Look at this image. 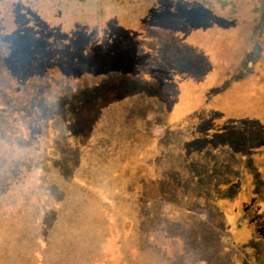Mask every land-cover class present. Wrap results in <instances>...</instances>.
Masks as SVG:
<instances>
[{
	"label": "trees",
	"instance_id": "16d2710c",
	"mask_svg": "<svg viewBox=\"0 0 264 264\" xmlns=\"http://www.w3.org/2000/svg\"><path fill=\"white\" fill-rule=\"evenodd\" d=\"M80 1H83L82 12L92 17L91 24L100 35H94L92 32L95 30L90 27L81 31L87 43L70 49L72 57L67 68L72 73L78 69L80 78L84 72L97 73L91 80V83L97 84V94L94 91L91 94L94 97L97 95L99 102L108 100L109 103L99 105L92 99H81L79 124L82 122L90 130L88 141L83 142L81 147L77 145L79 166L69 176L55 168L50 171L62 178L58 188L62 194L69 195L73 183L79 189L78 197L80 189L84 190L75 204L74 211L78 213L71 215L72 218L78 221L83 212L80 208L99 202L102 206L96 213L92 211V215L98 214L100 220L102 217L107 223L103 231L100 225L96 227L91 213L86 211L88 218L82 220L83 226L78 224L75 229H64L62 221L69 217L70 208L65 207L67 199H57L59 203H55L54 210L58 226L49 228V234L60 230L67 241H60L61 252L54 253L50 238L39 237V251L32 252L38 257V263L51 264L52 258L63 254L66 247L67 250L76 249L70 254H77V260L85 256L88 248H92L98 257L90 264H264V56L260 57L261 42L253 35L241 40L238 37L242 36L241 32L228 40L226 34H220L219 28L210 25L187 36H182L187 32L180 29L176 36L179 40L164 45L156 38L161 28L146 23L144 13L149 0ZM154 6L151 4L149 10ZM130 21L137 27H127ZM175 24L166 25V31H175ZM149 29L152 35H156L150 40L144 34ZM93 35L95 40H91ZM107 35L127 36L114 45L110 44L106 55L100 45ZM252 51H255L259 62L257 70L247 64ZM162 54L168 55L166 61L162 59ZM97 70L105 71L95 72ZM108 73L111 75L104 77ZM138 97L148 104L132 108L135 113L142 109L150 110L156 102L161 105L158 116L166 110L173 112L172 124L188 131L184 143L180 144L186 143L189 150L187 152L186 144L179 149L182 150L180 156L184 158L186 154L188 164L184 165V160L172 170L177 175L173 183L179 193L172 199L164 200L171 206L166 215L180 226L176 237L178 244H174L171 251L165 246L160 247L161 243L157 245L151 241L157 248L149 252L151 249L146 243H150L154 232L142 230L144 217L132 210L122 212L117 202L128 203L132 202L127 201L130 197L142 196L146 206L151 207L160 195L155 193L154 185H150H159V181L162 183L164 179L169 181L173 177L161 169L164 166L160 165L162 161H158V168L147 164L144 178L142 173L134 172V157L129 159L128 156L132 166L128 175L120 169L116 171V161L110 163L107 159L117 158L115 153L119 143L131 139L128 134L133 140L139 133L135 130H125L126 133L111 131L106 126L102 128L103 122L98 120L114 109L124 116L121 125L127 126L125 121L130 114L123 113L120 108L127 105L130 109L129 102ZM40 118L30 123L27 130L34 138H42L36 145L40 148L39 153L43 146L48 145L47 152L51 155L50 150L56 145L52 130L58 117L49 122ZM148 118L144 120L148 121ZM60 122L63 127L60 130L65 134V130L69 129L68 121L61 116ZM71 149L72 144L61 146L58 155L52 156L62 157L63 166H69ZM147 154L149 152L142 156ZM86 156L90 157L88 164L94 171L84 176L77 168L86 165ZM81 158L83 163H80ZM145 159L149 160L148 157ZM121 175H126L123 186L117 185L116 177ZM2 176L0 174V180ZM2 185L0 181V188ZM123 187L131 190L126 193L128 198L120 201L111 195L112 190ZM135 189H142L141 196ZM48 219L47 215L42 216L45 222ZM18 227L15 226L14 230ZM69 232H74L75 236L71 242ZM91 233L94 234V243L88 241ZM22 234L19 232L18 236Z\"/></svg>",
	"mask_w": 264,
	"mask_h": 264
},
{
	"label": "rangeland",
	"instance_id": "374dc122",
	"mask_svg": "<svg viewBox=\"0 0 264 264\" xmlns=\"http://www.w3.org/2000/svg\"><path fill=\"white\" fill-rule=\"evenodd\" d=\"M146 3V12L144 13L147 18L146 23L153 24L162 30L157 36L151 34V29L145 30V38L148 37L149 40L156 36L160 44H170L173 42L172 40H177V32L180 29L187 32L182 36H187L192 31L196 34L197 30L203 29L202 27L212 25L213 28H219L220 34H226L228 40L236 37L239 32L242 34V36H238L241 37V40L252 35L255 36L256 40L261 42L262 54L260 57L264 56V0H149ZM150 3L155 6L149 10ZM82 4L83 1L80 0H0V174H3L0 180L3 182L0 188V264H39L38 257L34 256L32 252L39 251V237L42 239L43 236H48L50 242H53L54 253L61 252L58 243L60 241L65 243L67 237H62L64 234L59 232L60 230L54 232L55 234H49L50 229L53 227L55 229L58 226L54 210L55 203H59L57 199H67L65 207L70 208L68 210L69 217L62 221L63 228L67 230L75 229L78 224L83 226V221L88 218L87 212L92 215V211L96 213L99 206H102V203L99 202L91 207L88 204L83 209L80 208L83 212L80 213L81 218L78 221L74 217L72 218L74 214L78 213L74 211L77 207L75 204L84 190L80 189L78 197L79 189L73 183L70 186L69 195L62 194L59 190L62 178L50 171L55 168L68 175L79 166V158L76 156L77 145L81 147L83 142L88 141L90 130L86 129L82 122L79 124V116L82 112L81 99L87 100L88 98V101L92 99L99 105L109 103L108 100H103L101 103L98 101L99 98H96L97 95L94 97L91 94L92 91L95 93L97 91V86H95L97 84L91 83L93 76L97 73L94 71L93 74L84 72L81 73L84 76L80 78L78 69L72 73L67 68L70 57H72L70 49L74 46L82 45L83 47L87 43L81 31L86 30V27L95 30V26L91 24L92 17H87L82 12ZM130 22L126 25L127 27H137L134 22ZM171 22L176 23V30L166 31V25ZM92 33L96 36L100 35L96 30ZM94 35L91 36V40L96 39ZM126 36L107 35L101 40V51L107 55L109 45H114ZM256 57L255 51H252L247 64L251 66V69L257 70L259 62ZM162 59L166 61L168 55ZM100 71L105 70L95 72ZM110 75L111 73H108L104 77L108 78ZM140 100L141 98L138 97L130 101L128 104L130 109H127L129 108L127 105L122 104L123 107L121 105L120 109L123 113L129 112L128 114H130V117L128 116L125 121L127 126L121 125L124 116L114 109L109 114H105L103 119L98 120L103 122L102 128L106 126L105 128L111 129V131L135 130L139 133L133 140L132 135L128 134V138L131 137V139L119 143L118 151L115 153L117 158L107 159L110 163L116 161V171L120 169L128 175L132 167L129 159L134 157L132 169L138 174L142 173L144 178L146 176L143 171L146 170L147 164L158 168V161L159 163L162 161L160 165L164 166H161V169L163 168L169 173L167 175L173 177L169 181H167L168 179H164L162 183L159 181V185L155 183L150 185H154L155 193L160 195L156 199L158 201L152 203L151 207H147L146 201L141 198L142 189H138V191L135 189L141 197H130L127 200L132 202H117V206L122 212L132 210L138 216L144 217L142 230L154 232L152 237L154 235L155 237L150 238L149 244L146 243L151 249L149 252H153V249L156 250L159 243H161L160 247L165 246L171 251L174 244H178L179 239L176 237L180 226L166 215L170 212L171 206L167 202L164 203V200L172 199L173 195L179 193L173 183L177 175L173 174L172 170L186 159V154H184V158L180 156L179 152L182 150L179 149L186 144L180 143H184L188 131L172 124L174 121L173 112L169 113L166 110L162 116H158L161 105L156 102L150 107V110L142 109L135 113L134 107L140 108L144 104H148ZM50 106H54V108H48ZM83 107L85 106L83 105ZM152 107L156 108L152 109ZM38 116L46 122L58 117L55 119V127L52 130L56 145L52 146L51 155H48L47 152L48 145L43 146V150L39 153L40 148L38 149L36 145L42 138H34L35 136H32L31 132L29 133L27 130L30 123L39 118ZM61 116L68 121L67 129L68 127L69 129L65 130V134L60 130L63 129L60 122ZM146 117H149L148 121L144 120ZM192 123L195 124V120ZM69 143L73 145L72 157L69 156L71 159L69 166H63L62 160L64 161V159L62 157L54 158L52 154L58 155L61 146H70ZM186 150L187 152L189 150L187 144ZM148 152L149 154L145 157H148L150 162H147L149 160L143 157V153ZM158 156L161 158L156 159ZM89 158L86 156V165L77 168L84 176L90 175L94 171L88 164ZM83 160L81 158L80 163H83ZM185 164H188L186 160ZM140 165L143 167H138ZM126 175L116 177L117 185L123 184V178ZM99 178L102 179V177ZM128 191L131 190L125 187L115 188L111 195L123 201L128 198L126 196ZM163 204H166L164 211ZM21 213L24 217L20 216ZM45 215L49 218L46 222L42 220V216ZM98 216V214L96 216L93 214L91 220L96 227L100 225L104 231L107 221L102 217L100 220V216ZM12 223L19 226L18 230L17 228L14 230L15 226ZM19 232H23V234L18 236ZM73 234L74 232H69L70 242L75 237ZM90 236L88 241L94 243V234L91 233ZM151 241L157 245H152ZM73 250L76 249L67 250L65 247L63 254L60 253L59 256L52 258L51 264H90L98 257L96 253H93L92 248H88L85 256L77 260V254L74 256L70 254ZM83 259L86 260V263Z\"/></svg>",
	"mask_w": 264,
	"mask_h": 264
}]
</instances>
